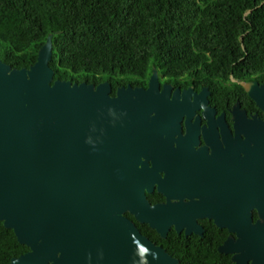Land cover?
<instances>
[{
  "label": "water",
  "instance_id": "obj_1",
  "mask_svg": "<svg viewBox=\"0 0 264 264\" xmlns=\"http://www.w3.org/2000/svg\"><path fill=\"white\" fill-rule=\"evenodd\" d=\"M59 33L29 68L0 60V222L28 248L10 264H178L125 214L162 238L172 226L201 233L181 209L152 205L146 194L155 186L166 194L169 133L180 134L183 118L198 124V110L211 121L208 88L171 93L154 68L146 88L121 86L113 96L107 81L53 80ZM250 84L264 111V85ZM238 107L235 124L245 115Z\"/></svg>",
  "mask_w": 264,
  "mask_h": 264
},
{
  "label": "trees",
  "instance_id": "obj_2",
  "mask_svg": "<svg viewBox=\"0 0 264 264\" xmlns=\"http://www.w3.org/2000/svg\"><path fill=\"white\" fill-rule=\"evenodd\" d=\"M57 32L53 80L107 81L112 96L147 87L154 68L224 107L243 99L238 82L264 75V0H0V60L12 69L33 65ZM27 251L0 222V264Z\"/></svg>",
  "mask_w": 264,
  "mask_h": 264
},
{
  "label": "flooded vegetation",
  "instance_id": "obj_3",
  "mask_svg": "<svg viewBox=\"0 0 264 264\" xmlns=\"http://www.w3.org/2000/svg\"><path fill=\"white\" fill-rule=\"evenodd\" d=\"M254 82L263 86L264 75L238 82L245 92L243 99L224 107L214 105L220 100H212L207 87L208 106L214 110L211 121L198 110V124L193 122L195 117L188 123L183 118L180 134L169 133L164 148L166 172L160 173L167 177L166 194L156 186L146 194L152 205L167 203L181 209V216L201 233H177L172 226L162 238L125 214L178 264H264V111L246 92ZM159 83L171 85V93L177 88L194 89L162 82L160 76ZM237 102V112H244V119L258 121L243 122L238 117L240 122L235 124Z\"/></svg>",
  "mask_w": 264,
  "mask_h": 264
}]
</instances>
